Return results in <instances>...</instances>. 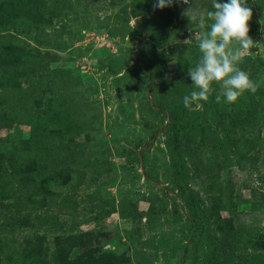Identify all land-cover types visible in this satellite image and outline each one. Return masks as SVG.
I'll use <instances>...</instances> for the list:
<instances>
[{
    "label": "rangeland",
    "instance_id": "1",
    "mask_svg": "<svg viewBox=\"0 0 264 264\" xmlns=\"http://www.w3.org/2000/svg\"><path fill=\"white\" fill-rule=\"evenodd\" d=\"M33 2L30 26L0 22V41L30 55L11 66L15 84L0 82V264H264L253 237L264 232V0H247L255 43L237 65L257 91L217 103L214 82L197 109L227 144L229 164L207 135L180 133L204 228L196 231L172 188L166 114L181 105L169 80L194 90L188 70L212 22L200 29L181 15L189 5L174 0L167 34L152 49L166 12L150 0ZM192 3L213 10L212 0ZM44 103L47 131L32 132L29 117ZM9 149L39 154L32 177L12 172Z\"/></svg>",
    "mask_w": 264,
    "mask_h": 264
},
{
    "label": "trees",
    "instance_id": "2",
    "mask_svg": "<svg viewBox=\"0 0 264 264\" xmlns=\"http://www.w3.org/2000/svg\"><path fill=\"white\" fill-rule=\"evenodd\" d=\"M156 0H150V3H155ZM166 15L158 22V30L155 38L152 40V49L157 48L164 37L167 34V30L171 24L172 8L165 7ZM34 2L33 0H10L7 4L0 8V22L13 23L19 26H30L34 20ZM139 32V30H136ZM30 55L28 52L23 51L16 46L12 41H0V82L5 86L13 85L17 82L18 74L11 70V66L20 65L23 66L29 61ZM174 95L180 99L181 105L176 107H170L167 109L166 119V148L168 153V159L172 168V188L178 191L180 198L186 204L189 211L188 224L192 231H196L202 227V220L200 217V207L197 202L192 198L187 189L186 184V166L181 155L180 147V133L182 128L186 127L193 131L194 135L202 136L207 135L216 151V155L221 159L226 167L229 164V158L227 156L228 146L216 132V130L210 125L205 114L199 110L189 111L183 105V97L186 94L181 87L170 82ZM193 114L194 117L190 118L188 115ZM48 103L43 104V108L40 112H34L29 117L31 123L32 132L41 130L47 131L49 126L48 122ZM3 116V115H2ZM0 116V125L6 123L7 118ZM6 127V126H3ZM6 144V141H5ZM5 146V145H4ZM2 147H0L1 149ZM7 148V147H5ZM10 161L11 170L14 174L24 178L32 177L35 171L36 159L39 154L31 156V151H26L24 154H17L14 149L7 150ZM19 156V157H18ZM25 164L26 170H21L20 164ZM225 211L230 215H233L234 204L231 201L230 196L226 193L223 194ZM203 228V227H202ZM204 229V228H203ZM257 242L264 246V232L253 236Z\"/></svg>",
    "mask_w": 264,
    "mask_h": 264
},
{
    "label": "clouds",
    "instance_id": "3",
    "mask_svg": "<svg viewBox=\"0 0 264 264\" xmlns=\"http://www.w3.org/2000/svg\"><path fill=\"white\" fill-rule=\"evenodd\" d=\"M174 0H156L154 9L172 6ZM189 5L181 13L191 23L198 24L201 31L198 37V48L201 55L195 67L188 70L194 90L183 97V105L189 111L202 107L201 101L206 102L211 95L214 82L219 84V92L215 99L220 103H235L245 91L255 93L259 83L250 79L249 74L237 65L242 59L243 52L254 45L249 36V20L252 10L247 0H212L213 10H201L193 6L192 0H178ZM238 44L234 47L233 44ZM195 105V107H193Z\"/></svg>",
    "mask_w": 264,
    "mask_h": 264
}]
</instances>
